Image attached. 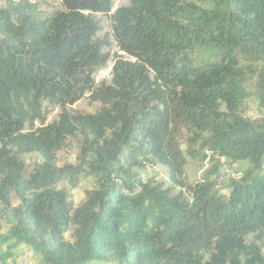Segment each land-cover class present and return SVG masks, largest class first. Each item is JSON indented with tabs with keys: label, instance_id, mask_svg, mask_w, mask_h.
<instances>
[{
	"label": "trees",
	"instance_id": "1",
	"mask_svg": "<svg viewBox=\"0 0 264 264\" xmlns=\"http://www.w3.org/2000/svg\"><path fill=\"white\" fill-rule=\"evenodd\" d=\"M60 1L49 18L27 0L0 9V264L17 246L47 264H264L248 243L264 236V116L241 114L240 66L241 56L264 65V0H130L116 9V0ZM100 16L120 53L110 85L94 82L111 47L98 38ZM259 81L264 111V70ZM87 94L101 111L72 115ZM53 107L59 119L45 125ZM69 141L81 143L78 164L60 167ZM206 148L253 166L227 196L209 180H187L188 159ZM33 153L43 163L27 174L21 157ZM148 165L164 167L191 201L135 174ZM81 175L97 188L74 208L58 186L75 188Z\"/></svg>",
	"mask_w": 264,
	"mask_h": 264
},
{
	"label": "rangeland",
	"instance_id": "2",
	"mask_svg": "<svg viewBox=\"0 0 264 264\" xmlns=\"http://www.w3.org/2000/svg\"><path fill=\"white\" fill-rule=\"evenodd\" d=\"M16 1V0H14ZM33 4L39 6V11L43 18H49L55 15L57 12L62 11V5L60 0H27ZM130 0H116L114 3V9L128 5ZM184 3H192L196 6H203L200 0H183ZM6 0H0V9L6 8ZM102 23V31L98 34V38L103 40L108 38L111 47L104 49V54L108 58V62L99 68L94 75V82L96 85L102 83L106 85L111 84L112 80V68L114 60L117 55H120L116 43L111 37V23L108 18L99 17ZM125 60L129 58L123 55ZM196 63H200L201 59L197 54H194ZM240 66L245 71V84L244 89L247 94V98L241 107V114L243 117L250 120H258L264 116V111L259 103L260 87L259 76L264 70V65L261 61L250 58L249 56L240 57ZM102 105L97 102H93L90 99L89 94L79 100L76 104L69 107V112L72 115H95L100 112ZM61 113L60 108L53 107L49 110L45 125L58 121ZM37 127H41V123H36ZM183 149L186 151L185 143H183ZM81 153V143L79 141H69L68 147L60 151L57 156L58 166L64 165H77L78 158ZM204 157H199L196 160L188 159V165L186 168V175L189 184L194 187L197 184H203L209 180L214 184L217 191H221L222 194L228 195L230 192V186L233 181L240 180L242 176L253 170V166L249 161H233L228 158H218L207 148L203 151ZM22 162L26 166L27 174L33 173L34 169L43 163V159L39 154H26L21 157ZM135 174L145 180L154 184H161L166 189L173 188V194L175 196H181L182 200L189 203L191 201V192L188 189H181L174 187L173 183L169 180L167 170L160 165H148L143 168L135 169ZM58 188L67 193L70 203L74 208L78 207L86 199L88 192L97 188L96 182L85 175H81L78 179L77 187H71L70 183L65 182L58 186ZM13 203L18 204V201L13 197ZM72 231L69 230L65 239L68 242H72ZM3 234L6 237L10 236L9 228L4 227ZM250 236L248 243H257L264 255V236L261 237ZM14 244V242H10ZM7 264H47L43 257L33 251L28 246H17L13 250L11 260Z\"/></svg>",
	"mask_w": 264,
	"mask_h": 264
}]
</instances>
